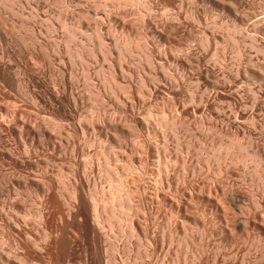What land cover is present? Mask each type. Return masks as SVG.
<instances>
[{"label": "rangeland", "instance_id": "1", "mask_svg": "<svg viewBox=\"0 0 264 264\" xmlns=\"http://www.w3.org/2000/svg\"><path fill=\"white\" fill-rule=\"evenodd\" d=\"M0 264H264V0H0Z\"/></svg>", "mask_w": 264, "mask_h": 264}]
</instances>
